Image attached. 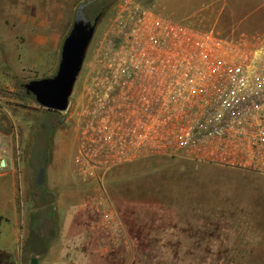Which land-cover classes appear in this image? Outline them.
<instances>
[{
    "label": "rangeland",
    "instance_id": "1",
    "mask_svg": "<svg viewBox=\"0 0 264 264\" xmlns=\"http://www.w3.org/2000/svg\"><path fill=\"white\" fill-rule=\"evenodd\" d=\"M117 1L0 0V142L3 158L13 160L19 181L24 182L30 211L63 190L60 184L48 189L49 180L75 186L84 181L74 173L78 148L74 112L83 104L86 63ZM139 1L224 35L264 36V0ZM81 3L96 25L94 35L70 108L49 111L23 84L56 72L63 40ZM49 167L53 173L47 172ZM104 184L103 190L93 189L94 197L107 199L115 213L140 215L145 224L140 252L134 247L133 253L126 244L115 264H132L138 257L143 264H264V173L187 156H152L114 167ZM52 209L48 205L43 211ZM32 223L37 225V219ZM33 239L20 237L15 244V238L4 239L10 247L0 248V264H32L28 249Z\"/></svg>",
    "mask_w": 264,
    "mask_h": 264
},
{
    "label": "built area",
    "instance_id": "2",
    "mask_svg": "<svg viewBox=\"0 0 264 264\" xmlns=\"http://www.w3.org/2000/svg\"><path fill=\"white\" fill-rule=\"evenodd\" d=\"M82 92L75 172L102 190L111 169L152 156L264 173V36L224 35L118 0Z\"/></svg>",
    "mask_w": 264,
    "mask_h": 264
},
{
    "label": "crops",
    "instance_id": "3",
    "mask_svg": "<svg viewBox=\"0 0 264 264\" xmlns=\"http://www.w3.org/2000/svg\"><path fill=\"white\" fill-rule=\"evenodd\" d=\"M5 159L6 166L0 169V248L4 251L10 247V241L4 239L15 238V244L20 237H26L35 241L28 249L36 258L32 264H115L126 244L131 251L135 247L134 251L140 252V230L145 225L140 215L117 212L107 219L100 212L107 203L92 194L98 187L84 181L75 186L49 180L48 189L55 190L60 184L63 190L52 201L37 202L36 209L30 211L24 182L19 181L13 160ZM52 171L47 169L49 174ZM48 205L53 209L45 213ZM34 219L37 225L32 223ZM132 264L143 262L138 257Z\"/></svg>",
    "mask_w": 264,
    "mask_h": 264
},
{
    "label": "water",
    "instance_id": "4",
    "mask_svg": "<svg viewBox=\"0 0 264 264\" xmlns=\"http://www.w3.org/2000/svg\"><path fill=\"white\" fill-rule=\"evenodd\" d=\"M84 6V3L79 5L74 22L63 40L56 72L50 76L31 79L23 84L26 92L32 94L41 107L61 112L69 106L70 97L96 27L95 23L84 14ZM5 166L6 159L0 158V168Z\"/></svg>",
    "mask_w": 264,
    "mask_h": 264
},
{
    "label": "trees",
    "instance_id": "5",
    "mask_svg": "<svg viewBox=\"0 0 264 264\" xmlns=\"http://www.w3.org/2000/svg\"><path fill=\"white\" fill-rule=\"evenodd\" d=\"M31 95H32V94H31ZM32 96H33V95H32ZM33 97H34V96H33ZM48 110H49V111H54V110H50V109H48ZM48 201H49V200H48ZM48 201H47V202H48ZM51 207L53 208V206H51ZM35 260H36V258L33 259V261H35Z\"/></svg>",
    "mask_w": 264,
    "mask_h": 264
},
{
    "label": "flooded vegetation",
    "instance_id": "6",
    "mask_svg": "<svg viewBox=\"0 0 264 264\" xmlns=\"http://www.w3.org/2000/svg\"><path fill=\"white\" fill-rule=\"evenodd\" d=\"M40 175V174H39Z\"/></svg>",
    "mask_w": 264,
    "mask_h": 264
}]
</instances>
